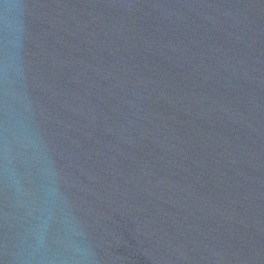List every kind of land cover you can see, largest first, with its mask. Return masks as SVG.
Wrapping results in <instances>:
<instances>
[{"label":"water","instance_id":"95a60500","mask_svg":"<svg viewBox=\"0 0 264 264\" xmlns=\"http://www.w3.org/2000/svg\"><path fill=\"white\" fill-rule=\"evenodd\" d=\"M0 264H264V0H0Z\"/></svg>","mask_w":264,"mask_h":264}]
</instances>
